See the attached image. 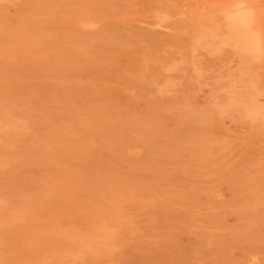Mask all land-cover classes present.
<instances>
[{
	"label": "rangeland",
	"instance_id": "1",
	"mask_svg": "<svg viewBox=\"0 0 264 264\" xmlns=\"http://www.w3.org/2000/svg\"><path fill=\"white\" fill-rule=\"evenodd\" d=\"M234 1L0 0V264H264V0Z\"/></svg>",
	"mask_w": 264,
	"mask_h": 264
},
{
	"label": "bare ground",
	"instance_id": "2",
	"mask_svg": "<svg viewBox=\"0 0 264 264\" xmlns=\"http://www.w3.org/2000/svg\"><path fill=\"white\" fill-rule=\"evenodd\" d=\"M234 1V0H233ZM236 1H234V4ZM245 3V2H244ZM246 6L250 4H245ZM234 6V5H232ZM242 7V6H240ZM239 7V3L236 4V9L233 10L232 12H224L225 20H226V25H225V30L223 32V40H227L230 37L236 38L237 42H239V46L247 52H252L258 48V43L255 34H253L249 30V25H250V16L247 14L246 11L242 10V8ZM247 8V7H246ZM249 8V7H248ZM251 9V8H249ZM252 10V9H251ZM225 11V10H224ZM253 11V10H252ZM251 11V12H252ZM226 13V14H225ZM251 14V13H250ZM252 15V14H251ZM252 18V17H251ZM255 19V18H253ZM256 20V19H255ZM253 22V21H252ZM251 28V27H250ZM256 31V30H255ZM222 36V35H221ZM222 42V41H221ZM260 42V41H259ZM220 43V42H218ZM229 43V42H228ZM227 44V43H226ZM232 44V43H231ZM228 45V44H227ZM260 45V44H259ZM224 46V45H223ZM261 46V45H260ZM262 47V46H261ZM264 47V46H263ZM260 49V48H259ZM264 49V48H263ZM139 52V51H138ZM147 55V54H146ZM249 55V54H248ZM149 57V56H148ZM246 100V99H245ZM248 103V102H247ZM246 104V103H245ZM250 104L248 103L247 106ZM242 108H245L244 106ZM260 112V111H259ZM257 113V112H256ZM254 113V114H256ZM83 239V238H81ZM79 240V239H78ZM86 240V239H85ZM84 240V241H85ZM81 242V241H80ZM89 244V240H87ZM92 242V241H91ZM94 243V242H93ZM92 243V244H93ZM82 244V243H81ZM86 244V243H84ZM86 244V245H88ZM91 244V243H90ZM85 245V246H86ZM84 246V245H83ZM90 247L89 245L87 248ZM94 247V245H93ZM91 246L90 249L93 248ZM93 250V249H92ZM75 260V259H74ZM71 261V260H70Z\"/></svg>",
	"mask_w": 264,
	"mask_h": 264
}]
</instances>
